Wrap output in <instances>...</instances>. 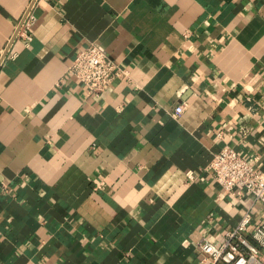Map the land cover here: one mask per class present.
Here are the masks:
<instances>
[{
	"label": "crops",
	"instance_id": "crops-1",
	"mask_svg": "<svg viewBox=\"0 0 264 264\" xmlns=\"http://www.w3.org/2000/svg\"><path fill=\"white\" fill-rule=\"evenodd\" d=\"M92 42L128 71L100 95ZM226 144L264 171V0H0V264H213L264 221L208 169Z\"/></svg>",
	"mask_w": 264,
	"mask_h": 264
},
{
	"label": "built area",
	"instance_id": "built-area-1",
	"mask_svg": "<svg viewBox=\"0 0 264 264\" xmlns=\"http://www.w3.org/2000/svg\"><path fill=\"white\" fill-rule=\"evenodd\" d=\"M32 6L27 10L16 34V38L28 42L32 39L36 21ZM70 72L94 95L102 94L116 78L128 74L126 69L95 42L77 52ZM183 110L184 105H178L175 115L179 116ZM208 169L213 173L215 181L227 192L236 195L244 191L264 202V171L257 158L246 157L234 146L226 144L214 154ZM199 246L213 264H263L260 255L261 247L264 246V221H253L249 209L240 222L226 232L221 243L203 238L199 241Z\"/></svg>",
	"mask_w": 264,
	"mask_h": 264
}]
</instances>
